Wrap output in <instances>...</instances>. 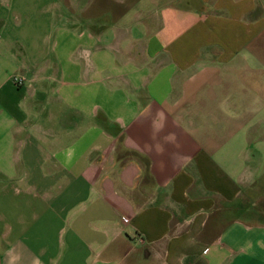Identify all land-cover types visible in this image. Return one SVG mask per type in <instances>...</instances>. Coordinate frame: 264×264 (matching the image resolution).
<instances>
[{"label": "crops", "instance_id": "1", "mask_svg": "<svg viewBox=\"0 0 264 264\" xmlns=\"http://www.w3.org/2000/svg\"><path fill=\"white\" fill-rule=\"evenodd\" d=\"M0 264H264V0H0Z\"/></svg>", "mask_w": 264, "mask_h": 264}, {"label": "built area", "instance_id": "2", "mask_svg": "<svg viewBox=\"0 0 264 264\" xmlns=\"http://www.w3.org/2000/svg\"><path fill=\"white\" fill-rule=\"evenodd\" d=\"M13 82H14L15 85L21 86V85H23L25 83V78L22 77V76H15L13 78Z\"/></svg>", "mask_w": 264, "mask_h": 264}]
</instances>
